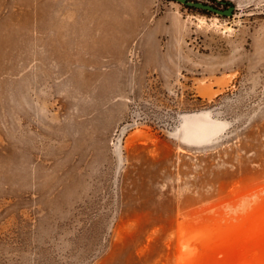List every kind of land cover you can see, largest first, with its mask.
I'll return each instance as SVG.
<instances>
[{"label":"rangeland","instance_id":"374dc122","mask_svg":"<svg viewBox=\"0 0 264 264\" xmlns=\"http://www.w3.org/2000/svg\"><path fill=\"white\" fill-rule=\"evenodd\" d=\"M190 1L30 47L0 0V264H264V0Z\"/></svg>","mask_w":264,"mask_h":264},{"label":"crops","instance_id":"0c3cea01","mask_svg":"<svg viewBox=\"0 0 264 264\" xmlns=\"http://www.w3.org/2000/svg\"><path fill=\"white\" fill-rule=\"evenodd\" d=\"M63 1L68 3V0H32L31 7L34 11L31 16L34 22L24 30L30 33L31 37L36 36L30 39L33 43H25L24 46L56 47L61 44L51 42L79 41L83 38L101 40L106 39V33L120 31L125 26H121V21L125 18L127 0H70L71 18L67 10L59 8ZM113 7L115 20L119 22L117 24H112ZM81 32L90 34L83 37Z\"/></svg>","mask_w":264,"mask_h":264},{"label":"water","instance_id":"95a60500","mask_svg":"<svg viewBox=\"0 0 264 264\" xmlns=\"http://www.w3.org/2000/svg\"><path fill=\"white\" fill-rule=\"evenodd\" d=\"M175 1H178L180 3H183L187 6H191V7H196V8H202L204 10H208V11H213L217 14H221V15H232L233 14V11L235 9L234 6L230 5L228 8L226 9H219V8H216L212 5H208V4H205V3H202V2H196V1H190V0H175Z\"/></svg>","mask_w":264,"mask_h":264},{"label":"bare ground","instance_id":"6f19581e","mask_svg":"<svg viewBox=\"0 0 264 264\" xmlns=\"http://www.w3.org/2000/svg\"><path fill=\"white\" fill-rule=\"evenodd\" d=\"M201 131H202V132H201ZM201 131H200L201 133H198L199 135H201V137H203L204 134L206 135V133H205L206 130H205V129H204V130H201Z\"/></svg>","mask_w":264,"mask_h":264}]
</instances>
